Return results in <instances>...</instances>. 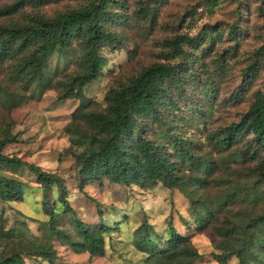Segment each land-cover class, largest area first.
Returning <instances> with one entry per match:
<instances>
[{"label":"rangeland","instance_id":"obj_1","mask_svg":"<svg viewBox=\"0 0 264 264\" xmlns=\"http://www.w3.org/2000/svg\"><path fill=\"white\" fill-rule=\"evenodd\" d=\"M10 1L0 0V4ZM84 2L26 3L14 13L0 14V24L23 23L31 14L50 16ZM109 7L117 16L107 26L118 33V40L100 48L105 64L98 76L81 88L88 108L103 110L107 89L126 83L148 63H178L186 68L182 85L167 83L166 106L159 111L161 122L148 118L141 123V133L162 144H167V135L181 137V147L187 153L204 154L213 160L211 169L205 171L206 183L198 189L200 197H206L211 205L236 189L237 184L254 179L259 187L257 197L251 200L240 195L230 202L228 198L225 207L199 228L189 199L176 187L164 186L160 181L141 187L101 177L79 189L78 166L67 147L68 135L63 127L78 102L76 95H65L69 75L80 68L81 46L75 40L62 52L49 55L45 68L50 82L41 89L33 88L34 80L19 71V55L0 61V137L5 129L16 137L1 152L16 154L54 171L64 185L68 204L81 220L89 224L99 220L110 226L104 252L98 256L73 251L65 242L51 237L56 264H136L143 253L134 245L133 229L142 219L160 234L169 222L176 231L187 235L202 253L192 264H216L210 252L218 251L221 237L215 227L225 217L246 220L264 211V178L256 175L259 157L242 160L238 156L252 148L250 133L227 147L208 139L210 132H219L237 121L254 92L264 90V59H257L254 69L248 67L254 58L253 49L264 43V0H114ZM231 23L236 25L233 34L228 31ZM178 33L194 36L195 41L182 44L183 53L174 55L166 44ZM245 71L247 76H243ZM165 148L172 149L170 142ZM0 173L26 184L19 199L0 200V254L16 249L28 264H49L42 256L31 254L26 246L28 240L48 239L40 188L25 169L0 164ZM46 201L56 211L55 224L75 236L72 216L61 211L57 195ZM225 264H237L236 257L229 256Z\"/></svg>","mask_w":264,"mask_h":264},{"label":"trees","instance_id":"obj_2","mask_svg":"<svg viewBox=\"0 0 264 264\" xmlns=\"http://www.w3.org/2000/svg\"><path fill=\"white\" fill-rule=\"evenodd\" d=\"M58 0H12L0 4V14L14 13L24 4L41 5ZM114 0H85L78 6L69 7L50 16L31 14L23 23L0 24V61L7 56L19 55L18 69L34 80L33 88L41 89L50 82L45 63L52 52H62L72 41L81 46L79 69L71 73L66 81L65 95H76L78 102L70 112V120L64 124L68 135V149L77 163L79 189L83 184L105 177L124 185L150 186L160 181L164 186L176 187L188 199L194 221L203 228L214 217L218 209L238 199H255L258 195L256 180L243 181L223 199L211 205L206 197H200L198 189L207 181L206 170L211 169L213 160L204 154L187 153L181 147L182 138L167 135L165 145L147 138L141 133V123H159L161 107H165L169 81L174 86L182 85L186 68L178 63L152 61L141 67L126 83L109 87L104 94L106 105L103 110L88 108V100L81 92L82 86L98 76L105 58L100 53L104 45L114 44L118 33L108 28L107 22L117 14L110 10ZM236 25L231 23L228 31L233 34ZM195 41L186 33L173 35L167 41L170 53L182 54V44ZM253 60L248 67L264 59V43L253 49ZM259 59V61H257ZM245 71L243 76H247ZM159 117V118H158ZM250 133L252 148L238 153L243 159L258 156L256 175L264 178V90H256L248 107L235 122L227 124L219 132H210L208 139L222 147L237 141L244 133ZM166 135V134H165ZM14 133L5 129L0 137V164L25 169L41 190L43 212L46 214L44 241L28 240L26 246L31 254L42 256L49 264L54 262L55 250L51 237L65 242L73 251H86L88 257L102 255L105 236L110 226L97 220L89 224L81 220L68 204L65 188L54 171L26 161L16 154L2 153L3 146L15 141ZM185 166V167H184ZM201 167V168H200ZM189 168L190 170L185 171ZM202 169L204 171H198ZM258 179V178H256ZM242 186V187H240ZM26 184L23 180L0 173V200L19 199ZM57 195L61 211L72 216L75 236H71L55 224L56 211L46 199ZM54 198H51L53 200ZM23 222V221H22ZM220 235L218 251H211L216 264H225L229 256L236 257L237 264H264V211L246 220L225 217L215 227ZM134 245L143 253L136 264H192L202 256L189 241L187 235L176 231L168 222L163 234L154 230L151 223L142 219L133 229ZM0 264H28L19 250L10 249L0 254ZM71 264H80L73 262Z\"/></svg>","mask_w":264,"mask_h":264}]
</instances>
